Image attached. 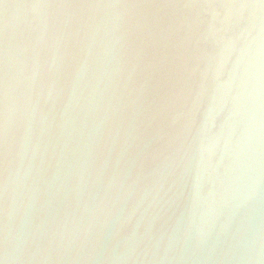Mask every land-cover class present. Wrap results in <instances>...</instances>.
Instances as JSON below:
<instances>
[{
    "label": "water",
    "instance_id": "1",
    "mask_svg": "<svg viewBox=\"0 0 264 264\" xmlns=\"http://www.w3.org/2000/svg\"><path fill=\"white\" fill-rule=\"evenodd\" d=\"M0 264H264L261 0H0Z\"/></svg>",
    "mask_w": 264,
    "mask_h": 264
},
{
    "label": "snow or ice",
    "instance_id": "2",
    "mask_svg": "<svg viewBox=\"0 0 264 264\" xmlns=\"http://www.w3.org/2000/svg\"><path fill=\"white\" fill-rule=\"evenodd\" d=\"M261 3L264 4V0H261Z\"/></svg>",
    "mask_w": 264,
    "mask_h": 264
}]
</instances>
